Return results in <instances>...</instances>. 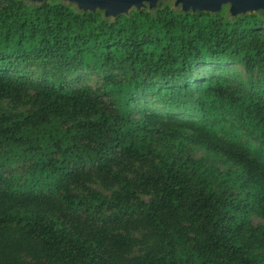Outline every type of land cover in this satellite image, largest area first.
<instances>
[{"label":"trees","instance_id":"trees-1","mask_svg":"<svg viewBox=\"0 0 264 264\" xmlns=\"http://www.w3.org/2000/svg\"><path fill=\"white\" fill-rule=\"evenodd\" d=\"M263 71L256 13L0 0V264H264Z\"/></svg>","mask_w":264,"mask_h":264},{"label":"rangeland","instance_id":"rangeland-1","mask_svg":"<svg viewBox=\"0 0 264 264\" xmlns=\"http://www.w3.org/2000/svg\"><path fill=\"white\" fill-rule=\"evenodd\" d=\"M24 2H26L27 4H38L42 1H48V2H61L63 4H66L68 6H70L73 10H75L76 12H81L82 9V3L80 1H76V0H41V1H34V0H23ZM81 3V4H80ZM162 5H168L169 8L175 12H186V11H190L191 12V8L189 7L187 10H184L183 7L181 6V3H179L177 0H156L155 3L150 4L149 1H142L140 2V4L138 6H133L131 5L130 7L127 8H123L122 10H124V13H127L130 10H139V9H143L146 10L149 13L154 12L155 9H157V7L162 6ZM106 8H96L95 11H98L99 13H101V15L105 18L111 19L113 16L112 15H107L106 14ZM215 13H220L221 15H223L225 18H228L230 20H232L233 18H235L238 15L241 14H233L231 12V5L229 2H225L222 3L219 7V9L215 12ZM246 13H256L262 17H264V11L262 9H256L253 10L252 12H246ZM220 67L224 68V71L227 72V75L230 77L231 80H233L235 83L238 81H246L248 78L250 77H255V76H260L261 74L258 73L256 70L253 71L252 73H246L245 70L238 64L236 63H227V64H223L220 65ZM33 73L38 74V70L34 69L32 70ZM263 75H264V71H263ZM82 79H80V81L82 83L85 84H90V85H95L98 83V79L99 77L93 74H83L81 75ZM23 102H19V103H15L12 101H9L7 99H3L0 101V111H22L23 109H25L27 107L23 106L22 104ZM149 107L151 108H157L158 105H149ZM188 150H189V154L195 158V159H204L205 164H208L210 161H214L215 165L221 169V170H225L226 169V164H224L220 159H215L209 155H207L203 149L195 146V145H188ZM147 169V167H145L144 165H141L137 162L132 163L129 165L128 169L125 168H121L120 173L123 176H126L128 178H134L135 176V171H145ZM85 184L87 186H90L96 190H98L100 193L107 195V196H111L116 190H117V186L115 184H107L104 183L97 175H95L94 173H91L87 180L85 181ZM75 191H80V189L75 188ZM138 198H140L143 201H147L148 199V195L145 193H138L137 194ZM251 223L253 225H257V224H263L264 225V219L257 217L255 215H251ZM133 235H138V232H132Z\"/></svg>","mask_w":264,"mask_h":264},{"label":"water","instance_id":"water-1","mask_svg":"<svg viewBox=\"0 0 264 264\" xmlns=\"http://www.w3.org/2000/svg\"><path fill=\"white\" fill-rule=\"evenodd\" d=\"M41 1V0H34ZM80 1L82 5V11H95L96 8H106V14L113 17L118 14H123V8L138 6L142 1H149L150 4L155 3L156 0H76ZM181 3L184 10L189 7L191 11H208L215 13L220 5L225 2H229L231 5V12L235 15L244 14L246 12H252L256 9H262L264 11V0H177Z\"/></svg>","mask_w":264,"mask_h":264}]
</instances>
